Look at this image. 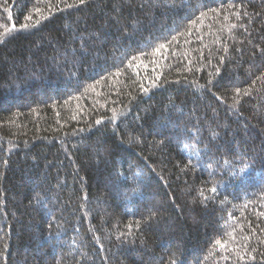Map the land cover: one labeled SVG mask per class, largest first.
Returning <instances> with one entry per match:
<instances>
[{
	"label": "trees",
	"instance_id": "trees-1",
	"mask_svg": "<svg viewBox=\"0 0 264 264\" xmlns=\"http://www.w3.org/2000/svg\"><path fill=\"white\" fill-rule=\"evenodd\" d=\"M261 75L264 0H0V264H264Z\"/></svg>",
	"mask_w": 264,
	"mask_h": 264
},
{
	"label": "snow or ice",
	"instance_id": "snow-or-ice-1",
	"mask_svg": "<svg viewBox=\"0 0 264 264\" xmlns=\"http://www.w3.org/2000/svg\"><path fill=\"white\" fill-rule=\"evenodd\" d=\"M85 2H86V0H77V3H78V4H84ZM66 6H67V7H75V6H77V4H68V5H66ZM37 11H39V9H38ZM202 15H206V13H204V14H202ZM238 15H239V14H238ZM28 19H31V17H28ZM22 27L27 28L28 25H27V24H24V25H22ZM233 27H235V26L233 25ZM162 47H167V46H166V45H162ZM156 52L159 53V52H160V49H156ZM257 79H259V80H261V81H264V75L259 76ZM235 91H236L237 95H239L240 92H241V89L237 88V89H235ZM243 94H244V95H249V94H250V91H249L248 89H245ZM237 103H238V101H237ZM235 106H236V104L234 103V104H233V107H235ZM96 123H100V121H96ZM211 191L215 192L216 189L213 188V189H211ZM217 244H221L222 247L224 246V245L221 243V241H217Z\"/></svg>",
	"mask_w": 264,
	"mask_h": 264
},
{
	"label": "rangeland",
	"instance_id": "rangeland-1",
	"mask_svg": "<svg viewBox=\"0 0 264 264\" xmlns=\"http://www.w3.org/2000/svg\"><path fill=\"white\" fill-rule=\"evenodd\" d=\"M67 86H65V88H66ZM61 90H63V88H61ZM164 128H166V129H171V131H174V128H173V126H171L170 125V123H164V125H163V127L161 126L159 129H164ZM253 141H255V139H253ZM175 145H176V143H175ZM177 146V145H176ZM118 184V183H117ZM117 187H119V185H117ZM119 190V189H118ZM116 195V194H115ZM115 197H117V195L115 196ZM136 197H138V196H136ZM150 198H152V197H150ZM118 201V200H117ZM150 201V200H149ZM153 201V200H152ZM38 209H43V207H38ZM47 213H49L47 210H45ZM43 212H44V210H43Z\"/></svg>",
	"mask_w": 264,
	"mask_h": 264
}]
</instances>
